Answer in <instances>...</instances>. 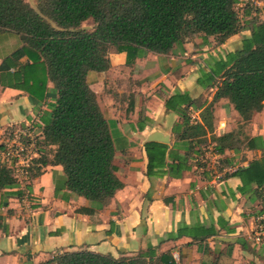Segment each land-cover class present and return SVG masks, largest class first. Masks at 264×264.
I'll use <instances>...</instances> for the list:
<instances>
[{
  "label": "crops",
  "instance_id": "obj_1",
  "mask_svg": "<svg viewBox=\"0 0 264 264\" xmlns=\"http://www.w3.org/2000/svg\"><path fill=\"white\" fill-rule=\"evenodd\" d=\"M263 4L264 0H238L237 6L261 9ZM249 34L243 30L221 44L213 36L195 35L168 53L142 48L130 54L110 52V67L89 72L87 82L109 122L116 175L123 187L97 209L66 187L61 165L48 164L29 180L30 200L20 184L3 190L0 264H45L56 252L79 249L115 258L144 254L163 264H264V241L250 238L256 217L264 219V187L256 189L252 183L241 192V178L233 173L264 155V101L261 111L244 121L228 98L212 101L220 77L214 76L209 85L197 82L203 74L212 76L210 56L234 51ZM19 45L15 34L1 32L0 63ZM47 87L39 101L24 90L0 84V143L8 130L29 124L40 135L56 98L53 84L48 81ZM177 93L194 100L188 107L191 123L203 124L201 112L212 106V130L205 127L204 135L193 136L205 140V151L198 157L190 152L193 157L180 174L163 167L147 176L145 143L153 132L168 139L155 141L168 145L167 161L172 155L176 162L188 151V140L181 139V117L165 105ZM228 132H234L237 149L216 153L214 138Z\"/></svg>",
  "mask_w": 264,
  "mask_h": 264
},
{
  "label": "trees",
  "instance_id": "obj_2",
  "mask_svg": "<svg viewBox=\"0 0 264 264\" xmlns=\"http://www.w3.org/2000/svg\"><path fill=\"white\" fill-rule=\"evenodd\" d=\"M34 1L35 6L26 0H0V33L11 32L20 41L0 63V84L24 90L41 101L49 89V81L56 93L35 143L37 157L32 158L27 169L29 180L41 173L42 166L61 165L66 187L97 209L107 205L123 187L116 175L109 122L87 82L89 72L110 67V52L130 54L142 48L168 53L174 45H182L195 35L213 36L216 44H221L232 35L249 30V36L242 38L237 49L218 58L210 56L213 64L207 65L212 76L203 74L197 82L202 85L207 81L205 85H209L214 76L220 77L212 101L228 98L244 121L263 107L264 18L261 14L264 4L261 9L247 6L242 10L243 7L237 6L238 0ZM89 19L93 27L83 28L82 23ZM22 58L26 60L22 62ZM193 103L186 93L166 99V107L181 117L184 125L181 139L188 140V151L176 162L172 155L167 161V144L145 143L147 176L163 167L178 170L180 174L193 157L190 152L197 157L203 155L205 146L201 145L205 140L193 136L204 135L205 127L212 130V106L203 108V124L191 123L188 107ZM12 131L8 130L7 136ZM214 139L216 153H223L226 147L236 148L234 132ZM5 148V142H1L0 152ZM233 173L241 178V192L252 183L256 189L264 187V155ZM17 185L13 164L0 158V192ZM45 264L163 263L151 256L146 259L144 254L115 258L79 249L56 252Z\"/></svg>",
  "mask_w": 264,
  "mask_h": 264
},
{
  "label": "built area",
  "instance_id": "obj_3",
  "mask_svg": "<svg viewBox=\"0 0 264 264\" xmlns=\"http://www.w3.org/2000/svg\"><path fill=\"white\" fill-rule=\"evenodd\" d=\"M31 132H33L32 124H29L24 128H18L17 130L12 131L11 135L8 136L4 141L6 144L5 150L0 152V158L2 161H8L10 164H13L15 174L23 191V195L27 200H30L31 198V194L29 192V189L27 188V184L29 182L27 170L29 167L28 158L30 157L25 154L26 148L21 144L20 137L24 135L30 136ZM32 145V156H36V144ZM250 238L253 239L255 243H261L262 241H264V219L262 217H256L255 228L250 235Z\"/></svg>",
  "mask_w": 264,
  "mask_h": 264
},
{
  "label": "rangeland",
  "instance_id": "obj_4",
  "mask_svg": "<svg viewBox=\"0 0 264 264\" xmlns=\"http://www.w3.org/2000/svg\"><path fill=\"white\" fill-rule=\"evenodd\" d=\"M26 1L29 2L32 6L36 5L34 0H26ZM93 25L94 24H93V21L91 19L86 20L85 22L82 23V27L86 28V29H91L93 27ZM37 138H38V135H35V132H31L30 136L24 135V136L20 137L21 144L24 145L25 148H26L25 154L28 155V157H30V158H28L29 159L28 160L29 164H30L32 158L37 157V155L36 156H32L33 153L31 152V150L33 149V145L32 144H35L37 142L36 141ZM47 149H48V147H47Z\"/></svg>",
  "mask_w": 264,
  "mask_h": 264
},
{
  "label": "water",
  "instance_id": "obj_5",
  "mask_svg": "<svg viewBox=\"0 0 264 264\" xmlns=\"http://www.w3.org/2000/svg\"><path fill=\"white\" fill-rule=\"evenodd\" d=\"M148 141H161V142H167L168 139L162 135L159 132H153L152 134L149 135Z\"/></svg>",
  "mask_w": 264,
  "mask_h": 264
}]
</instances>
